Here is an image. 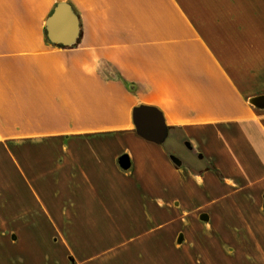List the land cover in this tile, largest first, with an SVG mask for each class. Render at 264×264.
Here are the masks:
<instances>
[{"label":"crops","instance_id":"crops-1","mask_svg":"<svg viewBox=\"0 0 264 264\" xmlns=\"http://www.w3.org/2000/svg\"><path fill=\"white\" fill-rule=\"evenodd\" d=\"M61 1L71 46L46 35ZM260 78L264 0H0V264H264Z\"/></svg>","mask_w":264,"mask_h":264},{"label":"water","instance_id":"water-1","mask_svg":"<svg viewBox=\"0 0 264 264\" xmlns=\"http://www.w3.org/2000/svg\"><path fill=\"white\" fill-rule=\"evenodd\" d=\"M46 33L50 42L56 45L71 46L77 42L80 35V20L69 2L61 1L56 4L46 19ZM250 102L254 106L264 109V94L251 98ZM133 119L137 133L141 137L158 144L166 140L168 128L162 113L157 108L137 107L134 110ZM171 159L177 165L182 164V160L175 155H172ZM118 161L124 169L131 166L130 157L127 154L120 156ZM201 219L206 220V216L202 215Z\"/></svg>","mask_w":264,"mask_h":264},{"label":"rangeland","instance_id":"rangeland-1","mask_svg":"<svg viewBox=\"0 0 264 264\" xmlns=\"http://www.w3.org/2000/svg\"><path fill=\"white\" fill-rule=\"evenodd\" d=\"M258 82H260L261 84H258V86L260 87H264L263 84V78H260L257 80ZM257 86V87H258ZM174 132H172L169 137L167 138V140L165 141V146L171 151L172 155H175L177 157H179L182 161H184L185 163H189L191 165L193 164H198L200 163V159L197 157V155L192 152L184 143V141L181 139V135L177 134H173ZM28 192L31 195V199L32 201L36 203L35 198H33V189L26 185ZM46 232H48V234L50 235L49 237H52L54 240L58 238V235H56V231L55 230H47ZM60 234L62 231H58ZM89 233H93V235H95L96 237L102 234V230H93V231H87ZM105 248L101 247L100 249H98L96 251V255H102L103 253L107 252L104 251Z\"/></svg>","mask_w":264,"mask_h":264},{"label":"trees","instance_id":"trees-1","mask_svg":"<svg viewBox=\"0 0 264 264\" xmlns=\"http://www.w3.org/2000/svg\"><path fill=\"white\" fill-rule=\"evenodd\" d=\"M46 35H47V33H46ZM47 39H48V37H47ZM49 40V39H48Z\"/></svg>","mask_w":264,"mask_h":264}]
</instances>
